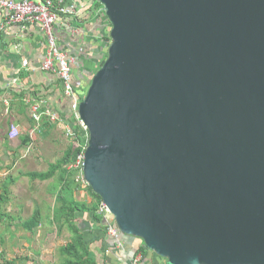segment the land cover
Listing matches in <instances>:
<instances>
[{"label":"water","instance_id":"95a60500","mask_svg":"<svg viewBox=\"0 0 264 264\" xmlns=\"http://www.w3.org/2000/svg\"><path fill=\"white\" fill-rule=\"evenodd\" d=\"M84 176L170 264H264V0H98Z\"/></svg>","mask_w":264,"mask_h":264},{"label":"crops","instance_id":"0c3cea01","mask_svg":"<svg viewBox=\"0 0 264 264\" xmlns=\"http://www.w3.org/2000/svg\"><path fill=\"white\" fill-rule=\"evenodd\" d=\"M85 2L87 0H84V6H86ZM86 9L88 10V8ZM87 10L85 8L80 9L78 20L66 16L62 17L61 22L55 28L61 49L68 56L76 57L79 60V66L75 69V77L78 82L77 88L81 91L86 88L95 71L106 60L109 48L106 38L111 28L108 21L104 20L103 24L101 23L96 12ZM6 16L7 11L0 8V23L3 22ZM47 53L48 41L37 27L26 25L24 28L19 25H8L0 31V93L4 91V94L0 96V102L6 101L7 105H10L11 102L17 110L16 115L21 116L29 110V105L26 102L28 97L35 96L36 93L41 95L42 100L58 113L64 121L63 124H59L55 128L46 129L42 127L38 129L34 126L33 132H40L44 134L42 137L46 138L58 127L65 131V125H68L73 117L72 99L65 95L63 82L55 75L45 72L42 68ZM13 92L20 94L23 92L24 96L21 99L19 97L15 98L12 95ZM31 124L36 125L32 121ZM33 132L29 134L34 136ZM35 142L29 147L32 150L28 153L31 154L30 157L32 156L34 160V167H41L44 160L48 161L49 167L51 164L56 163L49 161L50 155L47 151L40 149L44 146V143L42 141L36 142L37 146L34 149ZM72 144L71 140L69 146ZM11 154L13 156L12 152L7 153L10 156ZM0 167L4 168V165ZM38 171L42 172L43 170L37 169L33 172ZM77 192L81 194L77 196L76 193L79 201L90 205L96 202L87 189H81ZM81 216L83 218L81 223H90L88 230L92 227V230L86 233L88 240L92 243L91 247L97 255L99 264H133L137 251L144 245L141 239L124 236L123 247L120 248L114 238L100 226L91 224L93 219L91 214H82ZM138 264L170 263L157 254L147 251Z\"/></svg>","mask_w":264,"mask_h":264},{"label":"rangeland","instance_id":"374dc122","mask_svg":"<svg viewBox=\"0 0 264 264\" xmlns=\"http://www.w3.org/2000/svg\"><path fill=\"white\" fill-rule=\"evenodd\" d=\"M90 86L87 84L86 89ZM11 100V99H10ZM9 100V101H10ZM16 108L10 102H0V184L7 176L18 179V183L12 188L10 203L2 207L3 218H0V264H60L63 257L60 248L70 241V234H60L57 228L51 224L47 216L55 205L54 185L55 179L41 182L32 181L22 174L29 171L49 170L48 161L36 168L33 165L32 156L27 153L28 147L22 145V139L27 133L33 132L36 125L31 124V109L21 116L16 115ZM12 125L19 127L18 138L10 139ZM58 126V125H57ZM33 143L42 141L44 146L40 149L47 151L49 161L57 162L67 149L70 139L60 127L55 129L51 135L46 137L40 132H33ZM5 138L8 144H5ZM49 141V142H47ZM36 142L34 149H36ZM12 152L7 155V153ZM29 155V156H28ZM3 163V164H2ZM39 172V171H38ZM0 185V194H1ZM81 194L77 192V196ZM40 210L45 214V220L41 227L34 228L28 232L22 227V222L30 219ZM2 217V216H1ZM114 217H112L113 219Z\"/></svg>","mask_w":264,"mask_h":264},{"label":"built area","instance_id":"2783aa9c","mask_svg":"<svg viewBox=\"0 0 264 264\" xmlns=\"http://www.w3.org/2000/svg\"><path fill=\"white\" fill-rule=\"evenodd\" d=\"M83 2L84 0H0V8L7 11V16L0 23V31L8 25H19L24 28L26 25H31L37 27L40 33L46 37L48 53L42 68L45 72L55 75L63 82L65 95L72 99L71 109L80 131H75L69 125H65V131L67 137L74 142L75 147L81 149V152L69 168L77 171L76 182L83 189H87L89 184L84 176V160L90 133L80 117L79 109L88 89H85V91L78 90L75 69L79 66V60L76 57L68 56L61 49L55 31L56 25L61 22L62 17L78 18L81 8L95 10L94 12H96L97 18L101 20L102 24L104 20L109 22L104 6L96 7L98 0H87L85 2L86 6L83 5ZM108 36H110V31ZM108 46H110V43ZM26 102L31 109V120L34 121L38 129L42 128L45 117L52 124H63L64 121L60 115L52 110L44 100L31 95ZM9 135L11 140L18 138L20 135L19 127L12 125ZM77 138L81 139L77 140ZM31 150L32 148H28L27 153ZM99 214L104 217L107 233L114 238L118 247L122 248L124 235L119 230L114 218L112 219L113 215L104 202L100 205ZM142 259V254L137 255L133 264H138Z\"/></svg>","mask_w":264,"mask_h":264},{"label":"trees","instance_id":"16d2710c","mask_svg":"<svg viewBox=\"0 0 264 264\" xmlns=\"http://www.w3.org/2000/svg\"><path fill=\"white\" fill-rule=\"evenodd\" d=\"M102 6L100 2L96 3V7ZM95 11V10H94ZM74 20H78L74 17ZM106 42L111 44V38L108 36ZM100 68V67H99ZM98 68V69H99ZM98 69L95 71L97 72ZM89 87V86H88ZM86 89V88H85ZM85 89L83 91H85ZM87 90V89H86ZM4 94V91L0 93V96ZM15 98H22L23 92L14 93ZM36 98L42 99L41 95L36 93ZM33 123L34 121L31 120ZM64 123V122H63ZM42 127L55 128L58 124H52L45 117L42 123ZM68 125L75 131H80V128L76 124V118L72 117ZM81 138H77L80 140ZM8 139L5 138V144H8ZM33 143L30 134L26 135L22 139V145L28 147ZM64 152L63 156L56 162L50 165L49 170L46 172H33L29 171L23 173L25 178L32 181L47 182L55 179L54 196L55 205L47 215L60 234L68 232L70 234V241L60 248V253L63 260L60 264H99L97 255L92 250L91 242L88 240L86 232H90L92 227L88 230L90 223L82 222V214H91L93 219L91 224H97L107 233V227L104 222V217L99 214V208L103 200L100 196L94 193L93 189L89 186L87 190L94 197L96 202L92 205L79 201L76 197L77 191L83 189L79 183L76 182L77 171L70 169L81 152L80 148L75 147L74 142ZM18 183V179L13 176L5 177L1 182V194H0V218H3L2 207L10 203L12 195V188ZM2 216V217H1ZM1 220V219H0ZM45 220V214L38 210L33 217L22 222V227L28 231L33 232L34 228L41 227ZM147 251H150L145 244L137 251V255L143 256Z\"/></svg>","mask_w":264,"mask_h":264}]
</instances>
